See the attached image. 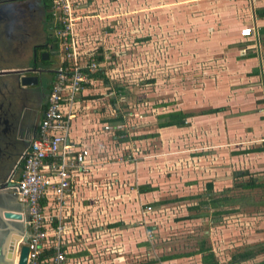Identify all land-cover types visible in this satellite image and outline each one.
Instances as JSON below:
<instances>
[{
	"label": "rangeland",
	"instance_id": "rangeland-1",
	"mask_svg": "<svg viewBox=\"0 0 264 264\" xmlns=\"http://www.w3.org/2000/svg\"><path fill=\"white\" fill-rule=\"evenodd\" d=\"M79 3L80 9L76 10L80 19H77L75 33L78 39L89 42L84 44L85 48H104L103 64L107 74L111 75L112 83L125 87L126 94L120 104L127 103L125 116L130 137L144 135V128H150L148 126L155 128L152 118L156 114L176 109L196 112L208 107H229L218 115L190 118L186 130L174 136V139H184L185 143L177 142L173 150L167 146V151L156 139L158 133L150 141L144 139L141 148L137 149L140 142L135 140L123 150L132 159L128 161L133 164V185H138L139 181L135 168L137 160L143 161L151 150H158L161 156L171 152L166 154L169 160L163 162L165 169L160 168L151 178L145 177L146 181L156 184L159 191L157 199L150 196L153 201L145 204L146 212L147 205L151 207L146 214L148 218H155L144 224L145 235L149 239L176 238L172 241L171 252H160L158 256L196 251L201 238L205 239L206 246L221 253L219 259L230 257L242 247L258 244L264 247V187L234 190L231 195L236 200L235 206L239 207L237 212L219 216L210 209L206 219L193 223L182 218L191 213L185 210L184 204L171 206L169 211L164 208L169 206L160 209L151 206L158 199H174L188 193L186 189L189 190L192 183L193 190H203L200 193L205 192L208 182L214 192L250 177L264 183V153L234 154L264 142V109L248 118L250 113L244 109L250 106L252 84L233 67L239 52L229 54V50L220 46L222 40H216V35L220 34L218 25L214 34L206 31L208 15L214 17L217 24L221 20L216 0H80ZM249 6L244 3L241 7L239 18L243 26L250 21ZM247 45L244 46L247 48ZM93 93L103 97L89 102L87 111L94 116L96 109L103 115L100 117L107 116L108 110L105 112L101 108L105 109L104 104L111 94L99 82L91 88L89 94ZM165 104L168 106L157 107ZM252 118H259L258 122L263 125L261 131H254ZM230 134L233 136H228ZM206 156L210 158L199 164V159ZM159 158L152 155L148 160ZM151 166L154 163L144 169ZM242 170L250 176L235 179V173Z\"/></svg>",
	"mask_w": 264,
	"mask_h": 264
},
{
	"label": "crops",
	"instance_id": "crops-1",
	"mask_svg": "<svg viewBox=\"0 0 264 264\" xmlns=\"http://www.w3.org/2000/svg\"><path fill=\"white\" fill-rule=\"evenodd\" d=\"M216 3L219 8L218 15L221 20L219 19V24H217L214 17L208 15L206 20H208L209 25L207 26L206 31L210 34H214L215 29H217L216 26L218 25L220 32H217L220 34L216 35L218 38H215L216 40H222V45L220 46L229 50V54L238 50L239 54L236 55L238 59L236 57L234 58L236 62L233 64V67L238 68V72L239 74H243L244 80L249 81L250 84H252L250 86L252 88L250 91V106L244 109L247 110L245 112H248V114L250 113V116L248 117L250 118L259 113L260 110L264 109V18H258L254 13L256 9L264 7V0H216ZM244 3H249L250 5L248 8L250 21L243 26L241 25L242 22L239 17L241 7ZM243 27H249L252 29V35L250 37L240 36V31ZM212 37L214 36L212 35ZM237 39L244 43H238ZM85 40L83 41L80 39L82 47L85 43H89ZM242 44H249V46L247 45V48L244 45L241 47ZM83 48L91 50V47L85 48L84 46ZM208 50H211V48ZM245 50L249 51L245 52ZM248 54H251L250 58H246L249 56ZM205 55L206 54L202 51V56ZM104 72L110 81L113 80L111 79V75L107 74L105 65ZM90 90L91 89L85 90L83 92L84 95L89 94ZM260 99L263 101L260 102ZM256 100L259 101L256 102ZM91 101L94 100L85 103L80 101L70 108L64 107V112L67 113L70 110L72 115L68 134L69 140L75 145V148L87 149L89 151L88 157L85 160V165L87 166L85 172L78 171L74 168L71 172L72 190L68 197L67 220L72 221L73 225L76 223L77 227L76 229H73L76 234L74 238L64 245L65 248H67V256L74 262V264H155L154 262L156 260L154 257H157L160 252H171L172 246L171 244L154 248L159 242L167 241L169 238L162 237L159 239L157 237H151L152 239H149L145 235L146 230L144 224L155 220L153 217H150L152 220L149 219L146 215L148 211L146 212L144 210L146 207L145 204L146 202L153 201L152 198L155 197L157 199L159 197L158 188L156 187V190L149 193L137 192V185H133V177L131 176L133 175L131 172L133 164L131 165V162L125 160V154L123 153L124 149H128L127 146L129 143L118 142L112 135V132H104L101 127L102 124H106L101 122L102 119L114 116V110L111 107H108L107 116L100 117L103 115L99 114V111L94 109L93 115L97 117L91 116L87 111L88 103ZM103 101H105V98H103ZM257 110L259 111L256 112ZM229 120L230 122L235 121V119ZM152 121L155 122V116L152 118ZM258 121L259 118H252L254 131H261V129H263V125ZM126 123L127 118L124 115L122 126L127 127ZM222 124L224 123L222 122ZM148 127L150 128H144L145 130L143 132L145 134L158 133L159 137L154 138L161 141L163 146L167 148V151V146H171L170 149L173 150L177 142H179V144L185 143L184 139L178 137L177 139H174V136L178 135V132H184L186 128L169 127L164 129H152V126ZM233 131L236 133V130ZM36 132L37 127L27 137V139H29L27 142L28 144L35 137ZM21 135H23V138ZM228 136L232 137L233 134ZM24 137L25 134L20 130V132L17 133V141L23 140ZM169 137H171V139H168ZM154 138H147V141ZM168 140H170L169 143ZM137 141L140 142L139 145H136L138 149V146L140 147V144L144 139ZM159 153L158 150H151V153L146 154V158L148 160L151 159L152 155L159 156L160 158L157 160L162 161H155V159L147 161L141 153L142 157H144L143 161L137 160L135 164L137 179H139L137 183L138 185L149 184L151 187L156 186V184H151V182L146 181L145 177L151 178L154 173L157 174L160 168L165 169L166 167L163 165V162L169 160V157L166 154H170L171 152L163 154V156H161L162 153L161 155ZM73 155L74 152L70 153L69 156ZM148 156L150 158H148ZM209 158V156H206L203 159L200 158L199 164H202L204 160ZM152 163H154L156 168L151 166V168L147 167L144 169L145 166L151 165ZM50 164L51 159L44 160L41 170L45 175H51L52 173ZM189 164H192L191 161H189ZM161 165H163V167H161ZM127 180H130L129 183H127ZM102 187L107 188V192H105ZM192 187L193 183L190 185L189 190L186 189L188 193L182 194L179 197L192 196L203 191L197 192L193 190ZM11 197L12 195L6 199V205L14 204V202H16L15 200L11 201ZM49 199L50 198H48V200ZM48 200H43L42 206L44 207L45 213L48 216H51L54 213V209L51 207ZM178 203L180 204L173 203L166 205L169 206L168 208H164L166 211H169L171 206L173 207L174 205L184 204L186 210L187 206L193 204L189 202ZM147 206L149 207V205ZM163 206L164 205L153 208L160 209ZM197 220L198 219H195L191 222L193 223ZM152 230H155L154 232L157 231L154 227ZM146 241H149L150 248L145 244ZM213 251L218 259L220 256L222 257L221 253L219 254L215 249H213ZM263 253L238 264H264V260L262 261V259H264ZM229 258L230 257H224L223 259H219V261L220 263H224L228 261ZM200 263V255L195 254L186 258L166 260L159 264Z\"/></svg>",
	"mask_w": 264,
	"mask_h": 264
},
{
	"label": "built area",
	"instance_id": "built-area-1",
	"mask_svg": "<svg viewBox=\"0 0 264 264\" xmlns=\"http://www.w3.org/2000/svg\"><path fill=\"white\" fill-rule=\"evenodd\" d=\"M48 12L54 25L53 36L58 44V59L54 68L53 79L45 100V109L37 125L35 137L30 141L21 159V170L12 187L17 200L27 212L28 249L25 264H74L67 256L65 243L76 235V223L68 221V197L71 193L72 169L85 172L87 149L75 148L69 140L70 110L65 113L64 107H73L77 97L90 83L89 74L95 73L102 63L88 60L91 50L81 45L75 28L80 9V0H48ZM76 4V5H74ZM80 19V18H79ZM252 29L244 27L241 37H250ZM122 125H117L120 129ZM104 129L109 131L110 126ZM74 152L73 156H69ZM51 159V175L42 173L43 162ZM48 198H50L48 200ZM47 199L54 213L48 216L42 201ZM151 211V207L146 208ZM53 226H52V224ZM52 249L49 260L40 258L43 250ZM18 252L14 257L17 264Z\"/></svg>",
	"mask_w": 264,
	"mask_h": 264
},
{
	"label": "flooded vegetation",
	"instance_id": "flooded-vegetation-1",
	"mask_svg": "<svg viewBox=\"0 0 264 264\" xmlns=\"http://www.w3.org/2000/svg\"><path fill=\"white\" fill-rule=\"evenodd\" d=\"M48 4V0H0V72H4L0 74V182L19 175L27 137L40 121L53 79L58 44ZM20 77H36L37 82L21 86ZM20 130L25 137L17 141ZM6 192L12 195L11 190Z\"/></svg>",
	"mask_w": 264,
	"mask_h": 264
},
{
	"label": "trees",
	"instance_id": "trees-1",
	"mask_svg": "<svg viewBox=\"0 0 264 264\" xmlns=\"http://www.w3.org/2000/svg\"><path fill=\"white\" fill-rule=\"evenodd\" d=\"M49 2V1H48ZM49 7V4H48ZM256 16L260 19L264 18V7L258 8L254 11ZM50 20L51 17L49 16ZM52 22V20H51ZM262 32V31H261ZM104 49V48H103ZM102 49V46L98 47H91V52L88 54L87 58L88 60H93L96 63H103L104 62V51ZM246 58H250L251 54H248ZM88 77L90 79V83L88 85L87 89H91L94 85H96L98 82L103 85V87L108 90V93H111L109 95V98L106 100L103 108L101 110L106 111L108 107H111L114 110V116L106 117L102 119V130L104 132H112V135L117 139L118 142L121 143H130L131 141L135 140H142L152 137H157V133H149L144 135H139L135 137H130L127 127H121L120 129H117V125H122L124 122V115L127 113V103L124 105L120 104L121 98L126 94L125 87L122 85H116L110 81V79L105 75L104 67L98 68V70L93 73L89 74ZM107 94V93H106ZM103 95H98L96 93L93 94H87L84 95V93H81L77 97V102L83 101L88 102L90 100H96L99 98H102ZM168 105H158V108H163ZM45 109V106L43 108V111ZM229 110L228 106H219V107H208L206 109H202L199 111H192V110H183V109H176L171 110L165 113L156 114L155 115V128L156 129H164L169 127H175V128H186L189 126L188 119L193 117H205V116H213L218 115L219 113H223L225 111ZM110 126L111 129L109 131H106L104 129V126ZM263 154L264 153V142L258 146V147H252L245 150L236 151L235 155H244V154ZM125 154V153H124ZM125 160H132L129 155H124ZM249 173L246 170H242L240 172L235 173L234 178L235 179H241L243 180L245 177H249ZM120 184V183H117ZM130 186V184H129ZM264 187V183H260L259 179L256 177H250L248 179H245L243 181H240L239 183H235V181L232 183L230 187H226L222 191L214 192L212 191V184L206 183L205 184V192L198 193L192 196H181L174 199H168V200H160L157 202H154L151 204L152 207H159V206H166L170 205L176 202H191L193 204H190L186 207V210L188 212H191L190 214L182 217L183 220H194V219H201V218H207L208 211L212 209V212L215 213V215H222V214H232L234 212H237L238 208L235 206L236 200L232 197L231 192L234 190H242V191H251L254 189H259ZM105 192H107V188L102 187ZM136 190L138 193H149L154 190H156L155 187H151L149 184H142L137 185ZM210 191L211 193H209ZM103 196V195H102ZM52 224V223H51ZM53 226V224H52ZM202 240L199 241L198 247L196 251H190V252H184V253H173L168 255H161L160 257H154L155 258V264H159L161 262H164L166 260H172V259H178V258H186L189 256H193L195 254L200 255L201 257V263L200 264H238L240 262L248 261L255 256L261 254L264 252V247L260 244L258 245H250L247 247H242V249L231 253V256L228 261L224 263H220L218 261L214 251L209 247L205 245V239L201 238ZM176 240V238L169 239L164 242H159L154 248L159 246H168L172 244V241ZM145 244L150 248L149 241H146ZM237 250V249H236ZM53 255L52 249H46L43 250L42 254L40 255L41 259L49 260V258Z\"/></svg>",
	"mask_w": 264,
	"mask_h": 264
},
{
	"label": "water",
	"instance_id": "water-1",
	"mask_svg": "<svg viewBox=\"0 0 264 264\" xmlns=\"http://www.w3.org/2000/svg\"><path fill=\"white\" fill-rule=\"evenodd\" d=\"M0 74H4V72L1 71ZM36 82V77L19 78L21 86H34ZM15 185V182L7 180L0 182V198L5 199L6 202V199L9 198L6 191ZM14 200L16 201L14 204L6 205L3 202L0 207V264H14L17 252L19 255L17 264L26 263L28 249L25 244L28 231L24 221H27L28 217L23 205L12 196L11 201Z\"/></svg>",
	"mask_w": 264,
	"mask_h": 264
},
{
	"label": "clouds",
	"instance_id": "clouds-1",
	"mask_svg": "<svg viewBox=\"0 0 264 264\" xmlns=\"http://www.w3.org/2000/svg\"><path fill=\"white\" fill-rule=\"evenodd\" d=\"M29 145V144H28ZM19 176V175H18ZM18 176H17V178L16 179H11V182H15L16 183V181H17V179H18ZM12 187H14V186H12ZM12 187H9L8 189L9 190H11V193H12V196H14L15 198H16V200H17V197H16V195L13 193V189H12ZM7 189V190H8ZM8 190V191H9ZM10 196H11V194H10ZM17 202H19L18 200H17ZM20 203V202H19ZM150 207V206H149ZM22 217H23V214H22Z\"/></svg>",
	"mask_w": 264,
	"mask_h": 264
}]
</instances>
